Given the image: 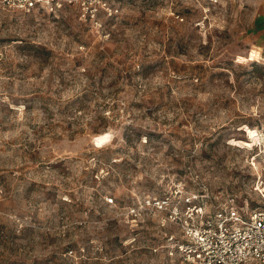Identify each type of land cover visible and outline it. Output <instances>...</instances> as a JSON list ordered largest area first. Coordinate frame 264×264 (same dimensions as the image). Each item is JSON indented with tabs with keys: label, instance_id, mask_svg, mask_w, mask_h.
<instances>
[{
	"label": "rangeland",
	"instance_id": "374dc122",
	"mask_svg": "<svg viewBox=\"0 0 264 264\" xmlns=\"http://www.w3.org/2000/svg\"><path fill=\"white\" fill-rule=\"evenodd\" d=\"M59 1L0 11V264H183L126 210L177 182L255 201L264 0Z\"/></svg>",
	"mask_w": 264,
	"mask_h": 264
},
{
	"label": "built area",
	"instance_id": "2783aa9c",
	"mask_svg": "<svg viewBox=\"0 0 264 264\" xmlns=\"http://www.w3.org/2000/svg\"><path fill=\"white\" fill-rule=\"evenodd\" d=\"M65 1L74 2L84 19L114 14L107 0ZM61 5L59 0H0V11L29 14L54 11ZM258 156L264 160V147ZM253 177L252 204L249 199L240 204L233 198L219 201L204 186L201 191L189 190L184 182H177L165 193L142 196L138 204L127 207L126 215L156 217L163 237L152 251L168 259L183 264H264V163ZM106 201L113 204L111 198Z\"/></svg>",
	"mask_w": 264,
	"mask_h": 264
}]
</instances>
